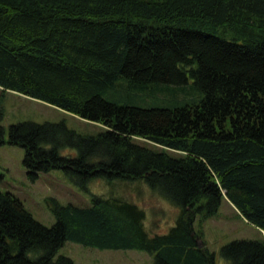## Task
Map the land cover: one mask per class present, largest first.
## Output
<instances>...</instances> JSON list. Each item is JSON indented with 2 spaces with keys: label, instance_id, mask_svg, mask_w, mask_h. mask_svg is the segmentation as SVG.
<instances>
[{
  "label": "trees",
  "instance_id": "16d2710c",
  "mask_svg": "<svg viewBox=\"0 0 264 264\" xmlns=\"http://www.w3.org/2000/svg\"><path fill=\"white\" fill-rule=\"evenodd\" d=\"M120 78L142 89L191 80L201 97L119 102L105 93ZM0 88L104 126L86 135L63 119L0 125V145L23 148L30 180L60 169L91 201L51 198L45 225L0 190V264H80L57 255L66 240L145 250L151 264H215L202 225L224 198L264 232V0H0ZM94 179L106 194L91 191ZM133 186L173 207L167 230L149 228L145 206L116 190ZM219 253L264 264V235Z\"/></svg>",
  "mask_w": 264,
  "mask_h": 264
},
{
  "label": "rangeland",
  "instance_id": "374dc122",
  "mask_svg": "<svg viewBox=\"0 0 264 264\" xmlns=\"http://www.w3.org/2000/svg\"><path fill=\"white\" fill-rule=\"evenodd\" d=\"M135 98L136 103L146 105L172 106L185 99H197L201 97V91L192 81L181 86L148 84V87H127L124 79L116 81V85L110 88L105 96L119 102H128V96ZM0 125L6 130L9 124L22 120L36 122L65 120L68 127L81 134H96L104 126L95 121L81 118L75 114L47 104L43 101L25 96L23 94L5 91L0 88ZM135 141L149 148H160L143 139L135 138ZM172 154H177L170 151ZM23 148L11 145H0V190L9 191L17 196L35 219L45 225H51L54 215L51 210L50 199L54 198L61 204L71 203L77 206L90 205V194L75 186L60 169H52L38 173L35 180H30L23 166ZM90 189L97 194H106L108 185L102 179L91 181ZM134 185V184H133ZM142 189L138 192L135 186L132 188H118L117 192L129 198L137 199L147 211V226L152 230H163L171 226L174 221V209L148 191ZM155 214L151 216L152 211ZM158 222V226H156ZM195 227L200 226L196 222ZM203 240L209 250L215 254V264H228L219 253L220 247L233 240L241 238L259 239L264 233L254 225L248 223L238 214L236 208L226 199H222L216 214L211 215L202 225ZM65 255L80 264H151L153 255L139 249H107L84 245L73 240H66L58 249L57 255Z\"/></svg>",
  "mask_w": 264,
  "mask_h": 264
},
{
  "label": "water",
  "instance_id": "95a60500",
  "mask_svg": "<svg viewBox=\"0 0 264 264\" xmlns=\"http://www.w3.org/2000/svg\"><path fill=\"white\" fill-rule=\"evenodd\" d=\"M264 233V232H263ZM199 245H201V241H199Z\"/></svg>",
  "mask_w": 264,
  "mask_h": 264
}]
</instances>
